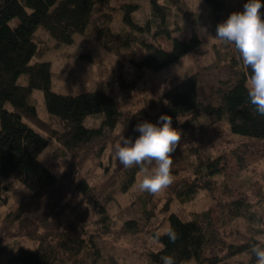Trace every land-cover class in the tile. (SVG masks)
<instances>
[{
    "label": "trees",
    "instance_id": "trees-1",
    "mask_svg": "<svg viewBox=\"0 0 264 264\" xmlns=\"http://www.w3.org/2000/svg\"><path fill=\"white\" fill-rule=\"evenodd\" d=\"M182 1L186 0H129L121 7L123 16L116 27L113 18L97 7L109 4V0H0V205L8 200L3 181L9 177L30 196L26 206L15 207L3 220L0 243L16 237L17 232L36 242L32 249L20 245L7 248L5 264H119L115 257L103 255L106 238L119 241L133 236L157 243V248L145 250L140 264H163L166 255L173 256L176 264H256L251 245H264L263 241L245 234L234 237L236 241L229 237L222 242L211 211L186 215L181 209L172 210L174 202L186 204L198 191L214 184L205 174L215 159L205 147L179 146L192 140L190 130L199 120L223 122L232 135L264 141V116L257 115L247 103L250 73L236 50L233 48L234 55L227 59L228 78L220 83L213 102L202 97L198 73H193L163 91L158 104L128 117L100 88H82L74 94L53 91L51 65L43 60L46 50L36 36L39 30L45 31L57 46H69L76 36H84L116 56L137 45L142 56L131 60L137 81L145 71L159 73L192 54H203V43L196 33L180 40L174 36L180 28L168 22L169 8ZM203 2L215 26L230 13L242 10L233 7L223 17V0ZM141 3L149 11L143 22L134 17ZM158 37L170 42L169 51L156 42ZM36 90L42 93L50 122L37 112L32 97ZM161 114L172 118L173 128L181 135L172 153L173 183L167 188L169 196L161 209V226L151 222L155 217L154 194L139 192L112 218L107 206L114 201L115 190L97 189L82 177L68 187L70 173L83 160L100 158L118 127L136 138L138 123H155ZM185 131L187 136H183ZM47 149L52 153L51 163L44 164L40 158ZM63 164L65 171L57 175ZM117 166V191L124 193L140 169ZM188 172L193 178L180 177ZM75 195L78 201L71 205ZM249 207L243 199L231 197L226 213L230 219H253ZM59 215H66V219L59 222ZM169 226L178 234L175 242L163 234ZM215 247L220 252L209 255Z\"/></svg>",
    "mask_w": 264,
    "mask_h": 264
},
{
    "label": "rangeland",
    "instance_id": "rangeland-1",
    "mask_svg": "<svg viewBox=\"0 0 264 264\" xmlns=\"http://www.w3.org/2000/svg\"><path fill=\"white\" fill-rule=\"evenodd\" d=\"M128 1L109 0V4H97V7L101 13L109 14L116 27H119L123 16L121 7ZM223 1L225 6V11L221 13L223 17L226 11L233 7L243 8V0ZM168 14L170 26L177 25L180 28L174 36L180 40H187L191 33H196L203 43L204 52L202 55L192 54L159 73L145 71L141 79L137 81L131 65V60L142 56V50L137 45L116 56L84 36H76L69 46H57L45 31L39 30L36 34L39 45L46 50L43 60L50 63L53 74L52 90L61 94H74L82 88H100L111 95L117 101L122 114L129 117L140 109L158 104L161 93L171 85H175L184 76L198 73L199 92L205 100L213 102L217 99V91L221 88L220 83L228 78L225 65L227 59L234 55L233 47L214 39L216 26L213 24V15L203 0L179 2L169 8ZM134 17L140 22L148 19L149 11L145 3L140 4ZM156 42L164 50H170V42L166 39L158 37ZM32 97L40 118L46 121L48 115L43 107L42 93L33 91ZM47 121L50 122L49 119ZM94 122L97 123V121ZM52 126L55 125L52 124ZM190 132H192V140L187 143L181 142L179 146L190 148L202 145L205 147L207 154L215 159V162L207 167L205 174L214 184L212 187L198 191L186 204L174 202L172 210L181 209L186 215L211 211L213 223L223 238L222 242L228 241L229 237L232 240L234 237L238 238L245 234L253 235L264 242V141L232 135L223 122L209 124L206 119L199 120ZM188 134V131H185L183 136ZM121 135L131 137L118 127L113 136H110L104 154L100 158L83 160L76 166L73 173H70V178L66 181L69 187L73 180L82 177L90 186L97 189L105 188L109 192L115 190V199L107 206L108 214L112 218L140 192L136 187L141 178L140 171L136 175L134 184L126 192L117 191L115 169L121 164L115 157L113 148L119 142ZM51 156V150L47 149L40 159L44 164H49ZM65 168L66 165L63 164L57 175H61ZM180 177L193 178L189 172L183 173ZM3 184L8 189V200L4 205H0V225L15 207L21 204L26 206L30 197L13 177L3 181ZM167 196H169L167 189L154 194L155 217L151 222L155 226H161L164 221L161 209ZM231 197L241 198L249 204L253 219L247 216L230 219L226 212ZM77 201L78 195H75L71 205ZM65 219L66 215L62 217L59 215V222ZM235 238L234 241H236ZM15 245L32 249L36 246V242L18 232L16 237L2 241L0 264L6 263L4 251ZM105 245L103 255L106 258L115 257L119 264H140L145 250L157 248L154 239L143 236L128 237L119 241L107 237ZM219 252L220 249L215 247L209 255Z\"/></svg>",
    "mask_w": 264,
    "mask_h": 264
},
{
    "label": "clouds",
    "instance_id": "clouds-1",
    "mask_svg": "<svg viewBox=\"0 0 264 264\" xmlns=\"http://www.w3.org/2000/svg\"><path fill=\"white\" fill-rule=\"evenodd\" d=\"M264 0H246L240 11L230 13L218 23L214 39L233 47L250 75L247 103L259 116H264ZM206 32V30H204ZM134 131L139 135L133 140L121 135L113 152L125 169L138 167L141 178L137 189L141 193L157 194L173 183L172 153L181 139L180 132L172 126V118L161 114L155 123L147 120L138 123ZM171 242L178 238L169 226L163 233ZM159 239V234L157 235ZM251 255L256 264H264V245L252 244ZM163 264H176L173 256L162 257Z\"/></svg>",
    "mask_w": 264,
    "mask_h": 264
}]
</instances>
